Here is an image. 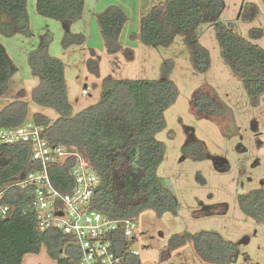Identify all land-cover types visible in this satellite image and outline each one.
I'll return each mask as SVG.
<instances>
[{
	"label": "trees",
	"instance_id": "1",
	"mask_svg": "<svg viewBox=\"0 0 264 264\" xmlns=\"http://www.w3.org/2000/svg\"><path fill=\"white\" fill-rule=\"evenodd\" d=\"M26 6L27 0H0V16L12 22L0 23L3 33L28 32ZM83 8L84 0H36V9L42 16L65 26L77 21ZM222 8L223 0H166L142 17L138 39L146 46L168 47L175 37H183L194 70L203 73L210 66V58L198 43L196 32L200 25L215 21ZM258 13L255 4L247 3L241 18L252 21ZM95 19L106 51L117 53L126 21L124 12L110 7ZM215 33L222 60L241 79L250 105L257 106L264 95V50L224 24H217ZM83 40V35L72 34L67 28L62 46L80 44ZM49 43L46 34L28 54L32 76L39 81L31 101L38 107L54 110L58 119L51 123L36 113L31 123L48 144L76 149L93 165L100 179L93 207L109 218L132 221L149 210L158 217L166 213L176 215L175 197L157 176L165 146L155 137L165 128L164 113L178 96L176 85L169 79L172 63H163L157 80H103L98 101L72 115L64 66L61 60L48 54ZM13 72L11 60L0 47V96L7 91ZM213 95L211 89L201 88L192 98V112L199 117H219ZM27 114L25 102H12L0 111V129L21 126L27 121ZM31 150L29 143L0 145V192L4 191L2 202L10 207L8 216L0 217V264H23L26 255L38 254L42 248L56 264H78V247L66 236L52 228L42 233L37 230L36 215L29 207L31 188L14 186L30 171L38 169L32 162ZM182 156L204 160V146L199 142L188 144L182 148ZM69 168L70 165L50 168L54 186L63 193L72 187ZM237 203L245 215L264 223V189L239 195ZM188 241L195 253L210 264H233L239 257L234 243L212 231L174 235L169 248L177 249ZM128 261L140 264L138 256H130Z\"/></svg>",
	"mask_w": 264,
	"mask_h": 264
},
{
	"label": "rangeland",
	"instance_id": "2",
	"mask_svg": "<svg viewBox=\"0 0 264 264\" xmlns=\"http://www.w3.org/2000/svg\"><path fill=\"white\" fill-rule=\"evenodd\" d=\"M165 1L84 0L81 17L65 26L42 16L36 0H27L28 32L6 35L0 29V47L14 66L7 91L0 96V111L20 100L28 105L26 122L30 123L36 113L51 123L58 119L54 110L31 101L39 81L32 76L28 54L46 34L50 37L48 54L64 66L72 115L98 101L103 80H157L163 63L170 61L169 79L178 96L164 113L165 128L155 137L165 146L157 176L175 197L177 213L158 217L149 210L139 215L132 248L138 252L140 264H210L195 253L191 242L174 250L169 243L174 235L212 231L237 246L239 257L233 264H264V223L245 215L237 203L239 195L264 189V95L257 106L250 105L241 79L221 58L215 33V26L224 24L264 50V0H223L217 19L199 26L197 41L210 58L203 73L194 70L183 37H175L168 47L146 46L138 39L142 17ZM247 3L259 9L252 21L241 18ZM110 7L120 8L126 17L118 40L120 50L115 54L106 51L95 19ZM2 22L12 24L4 15L0 16ZM67 28L72 34L83 35V42L63 47ZM201 88L211 89L219 117H199L192 112V98ZM194 142L204 146V160L182 156V148ZM23 264L56 262L42 248L38 254L26 255Z\"/></svg>",
	"mask_w": 264,
	"mask_h": 264
},
{
	"label": "built area",
	"instance_id": "3",
	"mask_svg": "<svg viewBox=\"0 0 264 264\" xmlns=\"http://www.w3.org/2000/svg\"><path fill=\"white\" fill-rule=\"evenodd\" d=\"M29 143L32 162L38 169L30 171L14 186L30 187L29 207L36 215L39 232L58 230L79 250L78 264H129L130 256H138L132 248L135 240V221L112 219L93 207L100 184L93 165L76 149L50 145L40 130L25 122L21 126L0 129V145ZM70 165L68 175L72 187L59 191L53 184L50 168ZM0 192V217L9 214L10 207L2 202Z\"/></svg>",
	"mask_w": 264,
	"mask_h": 264
}]
</instances>
